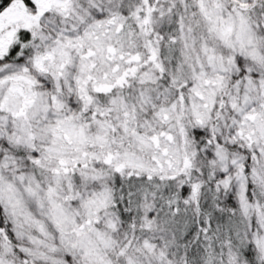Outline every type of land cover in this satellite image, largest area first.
Masks as SVG:
<instances>
[{
  "label": "snow or ice",
  "instance_id": "obj_1",
  "mask_svg": "<svg viewBox=\"0 0 264 264\" xmlns=\"http://www.w3.org/2000/svg\"><path fill=\"white\" fill-rule=\"evenodd\" d=\"M0 264H264V0H0Z\"/></svg>",
  "mask_w": 264,
  "mask_h": 264
}]
</instances>
